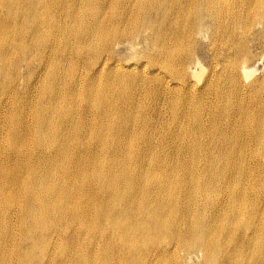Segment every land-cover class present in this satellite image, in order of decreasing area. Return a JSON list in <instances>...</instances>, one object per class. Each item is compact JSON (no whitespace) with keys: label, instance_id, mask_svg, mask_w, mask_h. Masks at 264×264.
Here are the masks:
<instances>
[{"label":"bare ground","instance_id":"obj_1","mask_svg":"<svg viewBox=\"0 0 264 264\" xmlns=\"http://www.w3.org/2000/svg\"><path fill=\"white\" fill-rule=\"evenodd\" d=\"M258 56L264 0H0V264H264L262 225L214 230L264 145Z\"/></svg>","mask_w":264,"mask_h":264},{"label":"rangeland","instance_id":"obj_2","mask_svg":"<svg viewBox=\"0 0 264 264\" xmlns=\"http://www.w3.org/2000/svg\"><path fill=\"white\" fill-rule=\"evenodd\" d=\"M201 45H202L201 48L204 50L205 55H207L208 52L205 49L206 43L203 42L201 43ZM126 53H128V51H125L124 55H126ZM122 55L123 54H121L120 56L122 57ZM208 62L209 60L208 58H206L205 59L206 67L209 64ZM250 67H253V69L254 68L256 69L255 75L260 77L261 82L264 83V58H260L259 56L256 57L255 60L251 61ZM207 74H208V71H206L205 74L201 76L199 79H196V78L195 79L197 81L199 80L202 81L207 76ZM257 90L259 94H264V89H257ZM164 115L166 118H169V115L167 113H165ZM222 123L224 125L227 124V120L226 119L223 120ZM186 129L189 130L191 129V127L187 125ZM188 141H189V137L187 136L185 139V142H188ZM230 141L231 139L227 141L226 144L230 143ZM263 148H264V145L259 146L257 142L251 143L249 148L247 146H242V145L237 147V153L238 154L241 153L243 156L242 166L245 171V176L247 177L244 183L246 187L244 189L246 190L244 191V193L248 194V190L250 192L246 197V205L244 207L243 213L240 215L241 217L240 221L238 223H235L225 218L222 219L217 215L218 223L215 226L214 230L219 224H221L217 228V232L224 231V232H228L229 234L233 226L237 227L238 234L234 238L235 240L234 249H236L237 251H244L246 250L247 247L252 245L251 238L253 235V228L255 227L258 228L260 225H262L264 228V156L262 152ZM238 164H239L238 158H236L235 163L230 170V173H233V171L236 169L235 165H238ZM212 175H214V173H212ZM238 185L242 189L243 187L242 184H238ZM254 190L257 191V195H259V198H257L255 202H252L251 198L253 194L251 193H253ZM215 204L218 208H222V206L218 205L216 200H215ZM218 210L220 209L216 210V214ZM254 211H255V218L256 217H259V218L263 217V218H261L260 221L256 220L255 224L251 225L249 224V221H247V214H252ZM190 238H191V235L188 234L187 237H185L183 240L179 242H182L185 244L186 242L190 240ZM124 242L126 245L133 244V241L131 240H125ZM166 250H167L166 252L167 256L165 257L168 259L170 264H202L201 256L195 257V253H192L191 258H188L189 257L188 253L190 250L187 248H182L180 243H178L175 248L166 247ZM133 252L128 253L126 256V259H131ZM110 255H111V259L105 264H111L114 260H116L115 257L112 255V252L110 253ZM150 258L155 259V256H153L152 254H149V259ZM247 261L249 262V264H252L249 259H247ZM132 262L134 264L138 263L136 260H132ZM151 264H154V263H151Z\"/></svg>","mask_w":264,"mask_h":264}]
</instances>
